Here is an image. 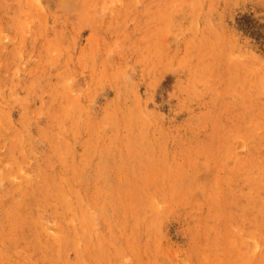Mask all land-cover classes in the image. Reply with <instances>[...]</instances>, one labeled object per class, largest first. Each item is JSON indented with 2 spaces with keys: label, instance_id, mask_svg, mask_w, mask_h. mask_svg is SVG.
<instances>
[{
  "label": "rangeland",
  "instance_id": "374dc122",
  "mask_svg": "<svg viewBox=\"0 0 264 264\" xmlns=\"http://www.w3.org/2000/svg\"><path fill=\"white\" fill-rule=\"evenodd\" d=\"M263 214L264 0H0V264H264Z\"/></svg>",
  "mask_w": 264,
  "mask_h": 264
},
{
  "label": "bare ground",
  "instance_id": "6f19581e",
  "mask_svg": "<svg viewBox=\"0 0 264 264\" xmlns=\"http://www.w3.org/2000/svg\"><path fill=\"white\" fill-rule=\"evenodd\" d=\"M260 209H261V208H260ZM263 215H264V214H263ZM263 215H262V216H263ZM36 224H37V223H36ZM36 224H35V225H36ZM66 244H67V243H66Z\"/></svg>",
  "mask_w": 264,
  "mask_h": 264
}]
</instances>
